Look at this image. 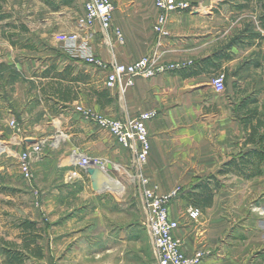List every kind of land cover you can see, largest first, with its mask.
<instances>
[{"label":"crops","instance_id":"crops-1","mask_svg":"<svg viewBox=\"0 0 264 264\" xmlns=\"http://www.w3.org/2000/svg\"><path fill=\"white\" fill-rule=\"evenodd\" d=\"M77 1L84 11L86 0ZM178 1L198 10L172 11L165 37L153 30L154 0H112V27L122 31L124 42L113 30L107 38L96 23L73 31L80 35L75 45L58 40L57 32L48 38L44 55L0 58V154L20 173L21 151L43 142L44 157L34 165L37 188L32 198L37 205L25 219L42 227L44 256L29 254L26 264H125L129 251L122 247L132 241L136 227L152 244L143 225V202L129 174L131 153L96 125L95 114L130 120L148 115L144 123L151 151L143 172L149 187L157 186L159 193L179 190L169 212L180 223L175 234L190 258L198 264H264V206L253 204L262 194L264 166L263 174L250 180L217 175L224 162L247 149L242 123L232 117L230 97L212 85V78L229 69L237 53L231 44L232 14L219 8L226 5L221 0ZM152 55L158 71L137 78L124 94L106 87L107 71L86 60L96 56L108 64L132 63ZM76 151L101 160L93 166L95 173L75 164ZM0 170L11 168L0 165ZM211 175H217L222 188L211 205H195L193 196L203 190L198 184L214 188ZM0 196L3 264L4 242H21L12 227L18 221L7 223L5 209L20 193L0 183ZM134 202L140 210L138 222ZM192 208L201 210L198 219L190 217Z\"/></svg>","mask_w":264,"mask_h":264},{"label":"rangeland","instance_id":"rangeland-1","mask_svg":"<svg viewBox=\"0 0 264 264\" xmlns=\"http://www.w3.org/2000/svg\"><path fill=\"white\" fill-rule=\"evenodd\" d=\"M220 2L226 5H219V8H229L232 14L231 44L236 45L237 53H233L234 62L229 69L216 75H225L226 89L223 92L230 97L232 117H237L238 105L242 99H258L259 105L264 106V0ZM216 10L219 12V9ZM84 18L83 7L77 0H0V58L25 60L34 58L38 52L44 55L50 43L49 37H55L57 32L58 35L73 33L85 23ZM0 165L11 168L10 172L0 170V183L20 193V198L13 206L5 208L8 212L7 223L23 220L33 211L32 206L37 205L36 199L32 198V193L37 188L35 174L32 180L25 179L18 170H14L13 166L16 164L3 158L2 154ZM259 190L262 194L253 204L257 202L264 206V180ZM1 199L2 196L0 201ZM133 204L134 220L138 222L140 210L137 203ZM260 211L264 217V208ZM42 216V221L46 222V215ZM262 222L264 224V218ZM132 237L128 246L122 247L124 252L129 251L125 264H146L150 257L152 260V244L143 229L136 227ZM95 250L92 248L91 252L94 253Z\"/></svg>","mask_w":264,"mask_h":264},{"label":"built area","instance_id":"built-area-1","mask_svg":"<svg viewBox=\"0 0 264 264\" xmlns=\"http://www.w3.org/2000/svg\"><path fill=\"white\" fill-rule=\"evenodd\" d=\"M157 9V16L153 23V30L161 37L169 35L168 22L172 11L177 10H198L197 5L178 0H154ZM114 5L111 0H86L84 5L85 23L82 26L99 24L107 38L111 30L119 41L124 42V35L119 28L112 27V13ZM79 33L59 34L57 39L66 42L68 45H75ZM86 60L107 71L105 85L108 88H117L120 93L135 85L136 79L149 78L158 71L155 56H145L132 63H111L104 62L96 56H87ZM212 85L218 92L226 89L225 75L218 74L212 78ZM81 110V108H78ZM147 114H142L136 120L120 119L102 114H95L93 120L96 125L108 131L115 139L127 148L132 156L133 169L130 178L137 184V190L141 196L145 215L143 225L149 231L153 245L152 260L148 264H198V259L190 258L184 251L175 231L180 223L171 218L169 207L172 199L178 194L175 190L168 194H161L158 187H149L148 178L144 175L143 169L148 162L151 151V139L148 129L144 123ZM10 125L17 127L15 120ZM44 157L43 142H38L25 147L19 154L20 173L27 180L34 178V165L42 161ZM75 164H79L87 172L89 167L99 164L101 160L92 159L84 152L76 151L72 155ZM77 174V171L74 172ZM202 212L199 208L190 210V217L198 219Z\"/></svg>","mask_w":264,"mask_h":264},{"label":"trees","instance_id":"trees-1","mask_svg":"<svg viewBox=\"0 0 264 264\" xmlns=\"http://www.w3.org/2000/svg\"><path fill=\"white\" fill-rule=\"evenodd\" d=\"M244 130V146L247 149L238 156L224 162L219 168L217 175L235 174L245 180H250L263 174L264 166V106L259 105L258 99H242L238 105V116ZM217 175H211L214 179V188L205 183L197 186L203 190L193 196V203L198 206L212 204L216 191L222 188L217 180ZM196 187V186H195ZM17 229L21 242H4L3 264H26L29 254L33 257L44 256L43 245L40 241L43 238V229L37 222L30 219H23L12 223Z\"/></svg>","mask_w":264,"mask_h":264},{"label":"water","instance_id":"water-1","mask_svg":"<svg viewBox=\"0 0 264 264\" xmlns=\"http://www.w3.org/2000/svg\"><path fill=\"white\" fill-rule=\"evenodd\" d=\"M88 172H89V173H95V170H94L93 167H89V168H88Z\"/></svg>","mask_w":264,"mask_h":264},{"label":"bare ground","instance_id":"bare-ground-1","mask_svg":"<svg viewBox=\"0 0 264 264\" xmlns=\"http://www.w3.org/2000/svg\"><path fill=\"white\" fill-rule=\"evenodd\" d=\"M115 184V183H114ZM113 185V184H112Z\"/></svg>","mask_w":264,"mask_h":264}]
</instances>
